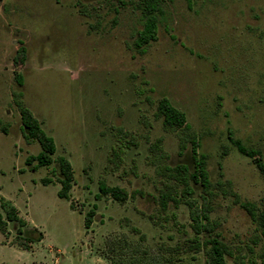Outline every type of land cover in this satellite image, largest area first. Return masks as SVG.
<instances>
[{
	"label": "rangeland",
	"instance_id": "obj_1",
	"mask_svg": "<svg viewBox=\"0 0 264 264\" xmlns=\"http://www.w3.org/2000/svg\"><path fill=\"white\" fill-rule=\"evenodd\" d=\"M164 9L156 40L140 53L130 0H0V198L16 199L23 235L41 234L24 248L9 222L0 264H204L202 252L173 250L191 234L185 198L158 210L165 178L158 167L192 168L190 144L181 150V132L155 114L163 97L197 134L214 185L229 181L241 201L264 196V174L227 137L264 159V0H165ZM19 47L25 59L14 62ZM17 91L53 138L52 158L72 165L68 200L56 195L55 162L25 163L40 146L23 136ZM157 139L162 162L149 150ZM99 182L129 197L97 198ZM215 191L209 215L231 250L226 264H264L256 223L232 195ZM89 210L95 216L86 227Z\"/></svg>",
	"mask_w": 264,
	"mask_h": 264
},
{
	"label": "trees",
	"instance_id": "obj_2",
	"mask_svg": "<svg viewBox=\"0 0 264 264\" xmlns=\"http://www.w3.org/2000/svg\"><path fill=\"white\" fill-rule=\"evenodd\" d=\"M165 0H130L133 8L138 12V22L140 28L135 30L133 48L143 53L145 46L151 41H155L157 36V27L165 18L164 9ZM189 2V0H187ZM25 59V48L19 47L16 50L13 61H23ZM19 86L22 85L23 79L20 75L15 76ZM13 102L20 114L23 136L26 140H34L40 146V151L35 155L26 157L25 163L31 165L32 169L41 166H47L55 162L57 166V176L55 181L59 184L57 196L61 199L68 200L70 191L73 186V169L70 161L64 156L52 155L56 151L54 140L40 126L33 113L25 106L22 101L21 92L13 93ZM156 116L161 118L162 126L165 129H173L181 132L179 136V148L182 150L186 143L190 144L192 168L184 164L170 166L167 164L160 165L157 173L164 176L163 186L158 191L157 203L160 213H166L170 205L176 207L180 197H184L185 204L188 206L189 228L191 234L185 233L173 250H179L185 253L204 254V264H226V256L231 254L229 246L221 240L220 235L216 232V223L210 218L212 210L211 200L217 194L216 188L233 196V201L244 209L250 218L256 223L260 235L264 238V196L259 203L251 201H241L239 195L231 189L229 181H218L216 185L210 180L206 167V156L198 153V137L190 125L186 122L185 115L182 111L174 107L170 101L163 97L158 101L156 107ZM5 131V129H4ZM228 140L241 155L251 158L258 170L264 174V159L259 149L248 147L234 138L232 133L228 132ZM154 160L162 162L167 156L161 148V139H157L149 147ZM227 151L224 147L223 153ZM43 184L52 182V179L45 177L41 179ZM198 191L197 198L194 194ZM109 196L118 203H123L129 193L119 186H108L103 182L98 184L99 196ZM72 206V204H71ZM95 212L89 210L84 215V225L89 227ZM16 222L17 236L16 242L24 248H29L30 244L38 241L41 234L35 236L23 235L25 220L18 215L16 207L8 200L0 198V233L7 234L8 223Z\"/></svg>",
	"mask_w": 264,
	"mask_h": 264
},
{
	"label": "crops",
	"instance_id": "obj_3",
	"mask_svg": "<svg viewBox=\"0 0 264 264\" xmlns=\"http://www.w3.org/2000/svg\"><path fill=\"white\" fill-rule=\"evenodd\" d=\"M32 187H33V186H32ZM34 188H35V187H34ZM58 189H59V184L57 185V188L55 189V190H56V195H57V191H58ZM28 190H29V189H28ZM17 192H19L18 189H17ZM28 192H29V191H28ZM8 200H11L14 206L16 205V199H15L14 197L9 196V197H8ZM15 207H16V209L18 208L17 206H15ZM17 210H18V215H19L21 218L24 219V217L21 216V214H20L19 208H18ZM26 213H27V212H26Z\"/></svg>",
	"mask_w": 264,
	"mask_h": 264
}]
</instances>
